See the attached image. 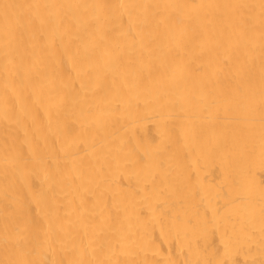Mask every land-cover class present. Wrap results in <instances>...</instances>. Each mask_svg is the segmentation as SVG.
<instances>
[{"label": "bare ground", "instance_id": "obj_1", "mask_svg": "<svg viewBox=\"0 0 264 264\" xmlns=\"http://www.w3.org/2000/svg\"><path fill=\"white\" fill-rule=\"evenodd\" d=\"M0 264H264V0H0Z\"/></svg>", "mask_w": 264, "mask_h": 264}]
</instances>
